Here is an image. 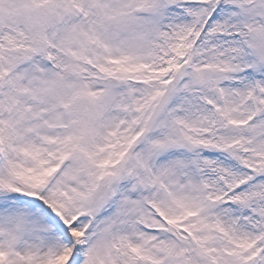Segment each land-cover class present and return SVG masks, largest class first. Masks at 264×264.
Listing matches in <instances>:
<instances>
[{
    "label": "snow or ice",
    "instance_id": "6c2138e0",
    "mask_svg": "<svg viewBox=\"0 0 264 264\" xmlns=\"http://www.w3.org/2000/svg\"><path fill=\"white\" fill-rule=\"evenodd\" d=\"M0 264H264V0H0Z\"/></svg>",
    "mask_w": 264,
    "mask_h": 264
}]
</instances>
